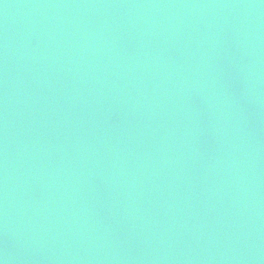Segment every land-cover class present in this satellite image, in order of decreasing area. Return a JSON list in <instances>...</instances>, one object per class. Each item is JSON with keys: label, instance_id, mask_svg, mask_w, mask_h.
<instances>
[{"label": "water", "instance_id": "obj_1", "mask_svg": "<svg viewBox=\"0 0 264 264\" xmlns=\"http://www.w3.org/2000/svg\"><path fill=\"white\" fill-rule=\"evenodd\" d=\"M0 264H264V0H0Z\"/></svg>", "mask_w": 264, "mask_h": 264}]
</instances>
